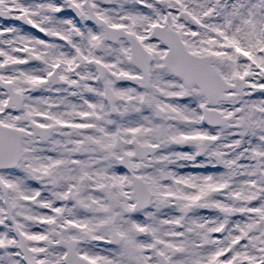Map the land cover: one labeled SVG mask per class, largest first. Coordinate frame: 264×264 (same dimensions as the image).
<instances>
[{
	"label": "snow or ice",
	"instance_id": "obj_1",
	"mask_svg": "<svg viewBox=\"0 0 264 264\" xmlns=\"http://www.w3.org/2000/svg\"><path fill=\"white\" fill-rule=\"evenodd\" d=\"M0 264H264V0H0Z\"/></svg>",
	"mask_w": 264,
	"mask_h": 264
}]
</instances>
